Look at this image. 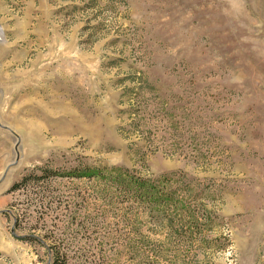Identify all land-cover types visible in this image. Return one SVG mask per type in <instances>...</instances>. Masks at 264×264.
Returning a JSON list of instances; mask_svg holds the SVG:
<instances>
[{
  "label": "rangeland",
  "instance_id": "1",
  "mask_svg": "<svg viewBox=\"0 0 264 264\" xmlns=\"http://www.w3.org/2000/svg\"><path fill=\"white\" fill-rule=\"evenodd\" d=\"M54 246L264 264V0H0V264Z\"/></svg>",
  "mask_w": 264,
  "mask_h": 264
},
{
  "label": "trees",
  "instance_id": "2",
  "mask_svg": "<svg viewBox=\"0 0 264 264\" xmlns=\"http://www.w3.org/2000/svg\"><path fill=\"white\" fill-rule=\"evenodd\" d=\"M106 171L111 172L110 176L111 177V182L117 185V188L119 189V187L123 188L124 183L127 182V180L129 181L128 178H124L121 177L119 175H117L116 173L113 172V169H106ZM47 172L46 170H43V174L42 175H38V174H30L27 175L26 177L23 178V180L17 184H15L9 192H14L16 190H20V189H27L28 185L35 186L40 184L41 182H46L48 180H50V176L47 177ZM53 177H56L58 175L57 171H53ZM104 169H100L97 168L95 170L92 171L91 176L92 177H103V178H107L109 177V175H104ZM84 174L86 173H79V175H75L77 177H82ZM51 177V178H53ZM172 179L170 177H165V181L170 182ZM165 201L162 203H168L167 207H169L171 205V200H168V197H164ZM156 200H158V202L160 200H162L161 198H157ZM169 201V202H168ZM162 205V204H161ZM31 239L29 240H33L32 238H34L35 240H39L34 233L31 234ZM136 245H139V243L137 242ZM50 261L48 264H71V261H73V264H100V262H96L95 260H91L90 256H87L86 254H83L82 252L80 253H76L71 255V253H69L68 251H65L64 249H61L60 247L54 246L51 248L50 250Z\"/></svg>",
  "mask_w": 264,
  "mask_h": 264
}]
</instances>
